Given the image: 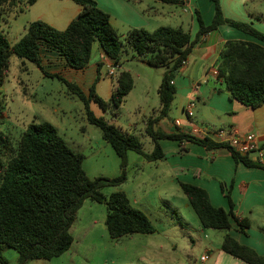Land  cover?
Returning a JSON list of instances; mask_svg holds the SVG:
<instances>
[{
    "label": "trees",
    "instance_id": "obj_1",
    "mask_svg": "<svg viewBox=\"0 0 264 264\" xmlns=\"http://www.w3.org/2000/svg\"><path fill=\"white\" fill-rule=\"evenodd\" d=\"M38 1L0 0V124L6 110L1 88L10 70L11 57L17 56L37 65L46 76L65 82L84 102L88 121L100 130L103 139L119 156L121 173L112 179L89 178L83 167V155L76 153L51 123L29 124L16 145L0 130V252L3 246L14 249L20 256V264L64 255L75 241L71 229L87 200L106 206L105 225L114 240L133 234L156 233L149 217L131 204L123 190L107 197L103 189L121 187L127 182L129 152L142 156L148 162L165 159L160 144L162 139L190 141L208 149L227 148L236 161L247 167L257 166L248 155H242L226 143H214L208 138L187 134L167 135L154 129L156 123L169 115L177 94L173 80L184 62L188 61L193 48L201 37L223 25L248 34L259 43L230 40L223 45L215 64L218 70L217 90L228 93L231 100L252 109L264 105V33L252 24L225 17L221 0H211L214 17L210 25H205L200 11L196 10L199 31L194 40L189 31L169 26L154 31L132 29L123 35L112 25L110 14L102 10L95 0H71L81 7V11L65 30L37 20L29 23L22 38L11 45L1 28L2 19L10 14L25 13ZM161 1L183 4L181 0ZM96 44L118 68L122 66V56L131 52L140 62L165 69L158 89L161 109L146 123V134L154 143L152 153L145 152L136 135L97 117L90 108L94 102L104 112L114 111L117 115L135 87L130 71H119L110 98L104 100L97 94L95 84L86 94L77 84L59 74H49L44 68L43 47L57 51L72 69L85 70L90 65ZM102 66L99 63L97 81ZM179 185L203 229L226 233L221 251L247 264H264L263 256L228 234L232 227L231 218L236 220L243 233L250 227L248 221L235 216L231 200V209L227 211L215 207L202 188L183 182Z\"/></svg>",
    "mask_w": 264,
    "mask_h": 264
},
{
    "label": "rangeland",
    "instance_id": "obj_2",
    "mask_svg": "<svg viewBox=\"0 0 264 264\" xmlns=\"http://www.w3.org/2000/svg\"><path fill=\"white\" fill-rule=\"evenodd\" d=\"M76 7L78 5L71 0H40L23 14L5 16L1 28L13 45L22 38L29 23L40 19L54 23L60 30L65 29L71 9ZM173 8L181 9L180 6ZM96 46L90 64L99 56ZM41 54L49 74H59L70 82L76 79L74 73L60 64L59 58H55L57 63L52 65L54 59L48 58L50 54L45 47ZM110 69L117 73L120 70L130 71L135 82L134 89L117 115L114 111L104 112L94 102L90 108L97 117L136 135L145 152L152 153L154 143L146 134V123L150 117L159 114L158 89L164 68L142 63L131 52L122 56L120 69L115 64L110 67L103 64L96 92L104 100L110 98L117 83L118 74L110 76ZM80 86L89 93L85 85ZM1 93L6 110L0 130L13 145L17 144L29 124L48 122L57 128L60 136L76 153L83 155V167L89 178L112 179L120 175L119 156L103 139L100 130L88 121L84 102L72 93L65 82L46 76L32 62L12 56ZM180 112V102L176 99L168 117L176 119ZM164 170L163 161L148 162L142 156L129 152L127 182L121 187L103 189L107 197L123 190L131 204L149 217L156 233L133 234L114 240L105 225L106 206L87 200L77 213L71 229L75 239L71 249L52 260H32L27 264H214L212 255L220 249L224 232L201 231L200 221L192 207L188 206L186 196L170 173ZM206 255L209 259L203 262L202 257ZM19 258L14 249L2 247L0 264H20Z\"/></svg>",
    "mask_w": 264,
    "mask_h": 264
},
{
    "label": "crops",
    "instance_id": "obj_3",
    "mask_svg": "<svg viewBox=\"0 0 264 264\" xmlns=\"http://www.w3.org/2000/svg\"><path fill=\"white\" fill-rule=\"evenodd\" d=\"M95 1L102 10L110 14L112 25L123 35L132 29L154 31L159 27L169 26L189 31L194 40L199 31L196 10L200 11L205 25H210L214 17V3L211 0L189 2L181 0L183 4H168L161 0ZM221 5L225 17L252 24L264 33V0H221ZM168 6L172 7L165 10ZM173 6H180L181 9ZM80 11L79 5L71 9V17L66 22V28L77 18ZM47 23L55 26L50 21ZM230 40L259 43L252 36L226 25L201 37L193 48L187 64L173 80L177 89L174 100H179L181 108L179 117L176 119L166 117L156 123L154 129L167 135L187 134L222 144L225 143L218 136L221 130L225 132L236 130L240 135L254 133L264 153V105L252 109L231 100L228 93L217 90L219 85L212 71L216 68L220 50ZM96 45L99 56L85 70L72 69L57 51L45 49L50 54L48 58L54 59L51 61L52 65L55 66V62L57 63L55 58H59L60 64L77 76L71 82L86 93L84 87L80 85H85L88 91L94 84L96 86L99 63L107 64L108 67L114 64L99 44ZM164 72L165 69L162 78ZM191 101H195L196 104L195 115L192 118L187 116L185 110ZM160 144L165 152V159L161 160L165 163L164 171L170 173L173 181L179 187V182H183L202 188L209 194L212 204L217 208L229 211L231 200L235 216L248 221L250 227L243 233L239 230L236 220L231 218L232 227L228 234L264 257V156L260 158L258 152L249 154L250 160L257 166L247 167L243 162L236 161L227 148L208 149L190 141L180 142L172 139H162ZM200 227L201 231H204L201 224ZM225 235L224 232L222 240ZM215 251L216 254L212 255L214 264H247L219 248Z\"/></svg>",
    "mask_w": 264,
    "mask_h": 264
},
{
    "label": "built area",
    "instance_id": "obj_4",
    "mask_svg": "<svg viewBox=\"0 0 264 264\" xmlns=\"http://www.w3.org/2000/svg\"><path fill=\"white\" fill-rule=\"evenodd\" d=\"M189 2L190 0H186ZM187 64V61L184 62V66ZM213 75H218V70L216 68L212 71ZM110 76H115L118 74L113 69L109 70L108 73ZM195 101H191L185 108L186 114L188 117L192 118L195 115ZM219 138L223 141V143L228 144L235 151L241 153L242 155H249L254 152H258L260 158H263L264 153L261 148V144L259 142L258 137L254 133H249L245 135H240L238 131L234 130L232 132H225L223 130L218 132ZM209 258L208 256H203L202 261L205 262Z\"/></svg>",
    "mask_w": 264,
    "mask_h": 264
}]
</instances>
